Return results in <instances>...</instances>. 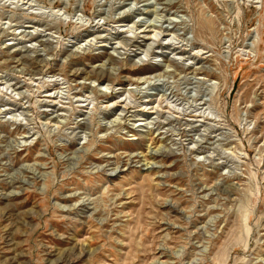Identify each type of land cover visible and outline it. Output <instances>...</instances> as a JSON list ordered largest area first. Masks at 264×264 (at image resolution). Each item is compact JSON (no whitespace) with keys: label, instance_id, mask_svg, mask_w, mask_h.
<instances>
[{"label":"rangeland","instance_id":"obj_1","mask_svg":"<svg viewBox=\"0 0 264 264\" xmlns=\"http://www.w3.org/2000/svg\"><path fill=\"white\" fill-rule=\"evenodd\" d=\"M0 264H264V0H0Z\"/></svg>","mask_w":264,"mask_h":264},{"label":"bare ground","instance_id":"obj_2","mask_svg":"<svg viewBox=\"0 0 264 264\" xmlns=\"http://www.w3.org/2000/svg\"><path fill=\"white\" fill-rule=\"evenodd\" d=\"M98 79V78H97ZM99 80V79H98Z\"/></svg>","mask_w":264,"mask_h":264}]
</instances>
